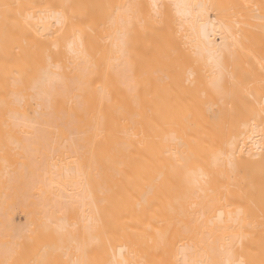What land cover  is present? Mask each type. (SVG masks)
Instances as JSON below:
<instances>
[{
    "label": "bare ground",
    "instance_id": "1",
    "mask_svg": "<svg viewBox=\"0 0 264 264\" xmlns=\"http://www.w3.org/2000/svg\"><path fill=\"white\" fill-rule=\"evenodd\" d=\"M0 264H264V0H0Z\"/></svg>",
    "mask_w": 264,
    "mask_h": 264
}]
</instances>
